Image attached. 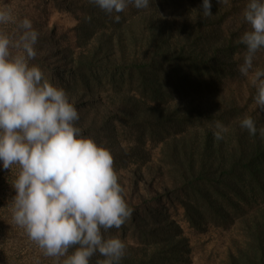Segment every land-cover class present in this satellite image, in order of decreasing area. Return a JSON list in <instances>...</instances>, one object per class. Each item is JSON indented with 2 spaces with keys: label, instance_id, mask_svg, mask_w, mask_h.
<instances>
[{
  "label": "trees",
  "instance_id": "1",
  "mask_svg": "<svg viewBox=\"0 0 264 264\" xmlns=\"http://www.w3.org/2000/svg\"><path fill=\"white\" fill-rule=\"evenodd\" d=\"M49 2L74 17L81 44L93 46L74 73L64 74L66 92L90 100L78 110L77 126L112 155L133 144L128 157L142 166L158 161L150 173L168 177L163 195L140 196L121 226L144 251L155 245L141 264H179L190 253L174 216L201 233L211 226L238 232L229 264H264V110L254 102L264 49L248 76L238 70L249 0H211L210 17L199 10L203 0H152L146 10L129 6L118 23L90 0ZM51 42L39 35L36 51ZM246 116L255 120L256 135L240 127ZM216 121L227 128L221 140ZM116 162L126 167L124 157ZM136 262L125 256L121 264Z\"/></svg>",
  "mask_w": 264,
  "mask_h": 264
},
{
  "label": "clouds",
  "instance_id": "2",
  "mask_svg": "<svg viewBox=\"0 0 264 264\" xmlns=\"http://www.w3.org/2000/svg\"><path fill=\"white\" fill-rule=\"evenodd\" d=\"M227 4L228 0H217ZM90 3L120 22L129 6L146 10L152 0H90ZM211 0L200 11L212 16ZM249 25L238 43L246 46L239 72L248 76L256 54L264 49V0H249L242 12ZM14 20L9 7H0V24ZM19 39L0 32V165L18 168L12 185L14 223L24 229L46 257L56 264H121L126 244L107 233L120 229L132 215L124 198L111 151L77 126L75 104L63 88L53 85L38 65L31 64L37 52L39 33L24 18ZM12 49H17L13 54ZM254 102L264 110V70H256ZM240 127L257 134L255 120L246 116ZM214 137L223 139L225 125L216 121ZM264 138V128L259 129ZM70 249H74L69 255ZM66 257V258H65Z\"/></svg>",
  "mask_w": 264,
  "mask_h": 264
},
{
  "label": "rangeland",
  "instance_id": "3",
  "mask_svg": "<svg viewBox=\"0 0 264 264\" xmlns=\"http://www.w3.org/2000/svg\"><path fill=\"white\" fill-rule=\"evenodd\" d=\"M0 7H9L13 13L14 20L5 24H0V32L9 35L14 41L19 39L23 30L20 23L24 18L32 21L33 27L39 30V35H47L52 42L43 45V51H36L37 55L31 64L38 65L53 85L63 88L65 73H74L76 64L80 65L81 57L91 56L93 46L81 44L77 31V22L70 15H64L61 11L54 9L49 0H0ZM50 17V19H48ZM38 27V28H37ZM18 50L12 49L13 54ZM103 56V54L101 55ZM71 102L75 104L77 110L86 109L90 100L81 99L77 93L66 92ZM95 99V98H93ZM106 107L101 108L104 111ZM93 117L89 113V120ZM98 145H103L101 139L95 140ZM126 144V151L120 154H113L114 162L118 157L126 159V167L117 163L115 169L119 176V182L125 189L124 198L131 209L138 208L141 205V197L150 199L163 195L165 187L168 185V178L164 173L160 175L151 174L150 167L159 164L158 161L142 166V161L135 163V157H128L129 146ZM105 147V146H104ZM142 166V167H140ZM18 173V168L4 170L0 165V264H56L55 258L46 257L33 241L29 239L24 229L17 226L12 217L11 200L15 196L12 187ZM163 175V176H162ZM152 179V180H151ZM154 179V180H153ZM165 180V182L163 181ZM138 185L139 188L136 186ZM148 185H156L155 190L148 191ZM166 203V202H165ZM159 205H155V208ZM174 221L181 223L184 229V237L188 241V255L179 264H229V255L235 251V238H240L238 232H231L222 228L211 226L205 233L191 229L182 217L174 216ZM120 229H111L107 235L119 237L126 244L125 256L136 259V264H141L145 255L155 250V245H147V251H144L142 245L132 232L126 235L121 233ZM74 249H70L69 255ZM124 256V257H125ZM66 258V257H65ZM99 254L91 259L90 264H97L101 260ZM64 258H61L62 264Z\"/></svg>",
  "mask_w": 264,
  "mask_h": 264
}]
</instances>
